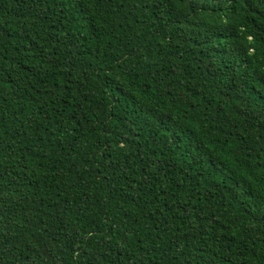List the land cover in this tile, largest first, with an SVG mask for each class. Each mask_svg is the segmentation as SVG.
<instances>
[{
  "label": "trees",
  "instance_id": "1",
  "mask_svg": "<svg viewBox=\"0 0 264 264\" xmlns=\"http://www.w3.org/2000/svg\"><path fill=\"white\" fill-rule=\"evenodd\" d=\"M0 264H264V0H0Z\"/></svg>",
  "mask_w": 264,
  "mask_h": 264
}]
</instances>
